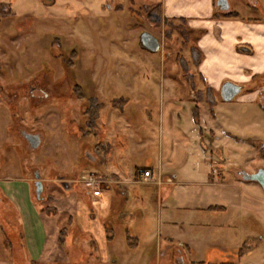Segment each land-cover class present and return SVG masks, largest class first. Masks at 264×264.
Returning <instances> with one entry per match:
<instances>
[{
    "label": "rangeland",
    "instance_id": "1",
    "mask_svg": "<svg viewBox=\"0 0 264 264\" xmlns=\"http://www.w3.org/2000/svg\"><path fill=\"white\" fill-rule=\"evenodd\" d=\"M229 1L234 5L241 0ZM259 1L254 16L264 22V0ZM147 7L144 0H0V116H9L3 119L4 124L9 122L7 131L0 132V182L5 177L23 179L31 168L38 169L43 190L39 204L32 198L37 208L48 207L50 192L61 189L60 182H67L72 190L71 178L57 177L55 184L53 173L67 176L76 169L79 173L73 181L87 174L89 168L81 162L90 159L85 157L90 153L88 144L97 138L110 143L114 159L109 161L122 166L121 170L133 174L135 167H141L156 172L161 163L163 175L174 174L175 183L198 182L188 175L199 171L206 175L220 167L249 174L264 169V157L258 151L264 146V102L258 98L254 105L238 104L244 92L223 102L220 88L224 83L242 86L227 80L234 78L229 75L211 89L217 108L210 113L202 100L209 88L198 75L202 54L196 65L197 57L192 58L190 51L196 47L197 35L181 22L172 25L188 31L186 40L163 21L154 25ZM143 33L157 39L158 52L140 45ZM253 70L241 82L250 80L257 88L263 87L264 68ZM32 82L51 98H32L28 94ZM75 85L82 89V101ZM5 95L7 102L2 101ZM89 99L99 104L93 134L87 132L85 115ZM198 116L200 127L215 124L214 141L207 130L198 138L199 126L194 123ZM100 120L105 121L102 126ZM21 131L39 135V148L31 150ZM91 170L97 173L96 168ZM248 183L262 195L256 218L244 213L218 214L178 226L170 240L165 234L160 238L155 234L142 241L141 256L152 258L145 264H264V195L256 183ZM129 189L132 199L133 187ZM135 190V196L148 193L151 198L156 188L138 186ZM65 219L60 210L56 221L48 220L45 227L56 231ZM125 230L129 237L134 235L127 225ZM24 235L22 221L0 189V248L13 264H32L18 244H23ZM55 238L53 234L48 247ZM63 240V250L52 252L59 259L37 264H94L83 246L89 237L70 231ZM168 252L174 253L171 260Z\"/></svg>",
    "mask_w": 264,
    "mask_h": 264
},
{
    "label": "crops",
    "instance_id": "2",
    "mask_svg": "<svg viewBox=\"0 0 264 264\" xmlns=\"http://www.w3.org/2000/svg\"><path fill=\"white\" fill-rule=\"evenodd\" d=\"M241 1L232 5L227 0L229 9L226 12L219 11L216 0H144V6L159 5L163 19L184 22L189 32L197 35L196 48L202 54L198 75L206 88L214 90L218 80H224V77L230 75L234 78L227 80L242 84L240 93L245 94L237 103L254 105L258 98L264 102V86L257 88L254 82L248 80L244 83L241 79L256 67L264 68V22L254 16L260 9L259 0ZM241 12H249L251 15L243 16ZM228 13H235L236 16H229ZM7 117L9 116H0V125L3 126H0L1 133L7 131L9 122L3 123V119ZM196 118L194 123L199 126L198 138L202 137V130H207L214 141L217 134L215 124L200 127L199 116ZM211 118L213 122L216 121L213 115ZM103 122L105 121L100 120L99 125L102 126ZM108 131L106 130L105 134ZM88 146L90 153L85 155V152L84 155L90 156V159L85 160L86 164L81 162V166L89 168L85 173H93L101 180L98 197L92 196L91 190L83 186L81 177L76 181L72 180V177L79 173L76 169L67 176L53 173L55 184L57 177L71 178L69 180L72 190L67 192L58 188L50 192L48 207L40 205L37 208L32 201L34 198L36 203L34 182L37 176L39 178V170L35 167L31 168L23 179L5 177L0 182L2 195L8 203H12L16 215L22 221L25 239L22 245L18 244L22 251H26V256L32 264L59 259L52 252H55L56 248L63 250L65 240L64 244L58 242L62 229H66L67 233L71 231L82 237H89L90 241L84 242L83 246L93 257L94 264H145L152 261V258L148 255L141 256L140 250L144 248L142 241L153 238L155 234L159 238L165 234L170 240L173 229L178 226H188L195 219H211L218 214L224 216L234 213L241 216L244 213L256 218L257 204L262 195L234 172L240 169L227 171L220 167L216 172L209 171L206 175L199 171L197 175H188L198 178V182L175 183L174 174L169 178L163 175L161 163L156 172L135 167V172L128 174L127 171L121 170L122 166L109 161L111 157L114 159L109 142L99 141L97 138L94 144L90 143ZM120 148L123 149V145ZM212 150L217 149L212 147ZM81 152L78 155H81ZM92 168H96L97 173L92 171ZM145 170H149L152 175V182L149 184L140 181V174ZM157 178L161 179L159 184L156 183ZM42 180L45 183L43 178ZM138 186L155 187V195L151 198L147 196L148 193L143 194V197L135 196ZM129 187H133L132 199L127 194ZM37 203L39 204L38 201ZM60 210L66 214L64 225L56 231L47 230L45 223H48V220L56 221ZM126 225L134 234L131 237L125 230ZM53 234L56 238L48 247ZM69 242L68 240L67 244ZM169 249V245H166V250ZM172 254L174 253L166 254L170 260ZM177 254L184 255L181 251ZM0 264H13L11 258L4 256L1 248Z\"/></svg>",
    "mask_w": 264,
    "mask_h": 264
},
{
    "label": "water",
    "instance_id": "3",
    "mask_svg": "<svg viewBox=\"0 0 264 264\" xmlns=\"http://www.w3.org/2000/svg\"><path fill=\"white\" fill-rule=\"evenodd\" d=\"M216 7L221 12H226L229 9L227 0H216ZM139 42L143 48L150 52L155 53L159 50L157 39L150 34H141L139 37ZM241 90L242 88L240 86L231 83H224L220 88V98L223 102H230L241 92ZM24 139L31 150L38 149L41 144V138L39 135L25 134ZM237 174L240 176L241 180L245 182L256 183L264 194V169H258L255 173L251 174L244 171H239ZM36 180H38V176L36 177ZM59 184L64 191L70 190L69 184L67 182L62 181ZM42 190V183L40 181H36L35 194L38 200L41 199Z\"/></svg>",
    "mask_w": 264,
    "mask_h": 264
},
{
    "label": "trees",
    "instance_id": "4",
    "mask_svg": "<svg viewBox=\"0 0 264 264\" xmlns=\"http://www.w3.org/2000/svg\"><path fill=\"white\" fill-rule=\"evenodd\" d=\"M146 14L147 16L150 18V21L154 24V25H158L161 23V21H163V23L167 26L170 27V29H173L174 31H176L178 33V35H180L182 38H184L186 40V34L188 33V31L183 30L180 27H173L172 22L174 21H169V20H165L162 18L161 16V8L159 5L157 6H148L147 8H145ZM229 16H236L235 13H228ZM176 22H180V21H176ZM184 23V22H181ZM170 32H167V36H169ZM191 55L192 58L197 57L196 59V65L199 64V60L201 57V53L198 51V49L196 47H192L191 48ZM200 97V96H199ZM205 104L208 105V107L210 108V113H212V109L215 107L216 105V100L213 96V92L211 89H207L206 90V96L204 97V99H202ZM98 114H99V104L97 103L96 99H91L87 102V106H86V111H85V115L88 117L87 122L89 124V127L94 128V125L96 123V121L98 120ZM213 115V114H212ZM259 154L261 156L264 157V146H261L259 148ZM66 229H62L59 232L58 235V242L60 244H63V238L66 236Z\"/></svg>",
    "mask_w": 264,
    "mask_h": 264
},
{
    "label": "flooded vegetation",
    "instance_id": "5",
    "mask_svg": "<svg viewBox=\"0 0 264 264\" xmlns=\"http://www.w3.org/2000/svg\"><path fill=\"white\" fill-rule=\"evenodd\" d=\"M74 90H75V93L79 95V100L82 101V100H83V94H82V92H81L82 89H81L80 87H78L77 85H75V86H74ZM0 92H2V91H0ZM28 94H29L32 98L38 97V98H40V99H44V100H49V99L51 98L50 93L47 92V90H44L43 87L40 86L37 82H32L31 84H29V87H28ZM36 94H37V96H36ZM13 97H14V94H13ZM42 97H43V98H42ZM7 100H9V99H8V96H7V95L3 96L2 101H3V102H7ZM89 100H91V99H89ZM89 100H88V101H89ZM12 101H14V98L11 100V102H12ZM87 127H88V128H87V129H88L87 132H88L89 134H93V131H92V130H93L94 128L89 127L88 122H87ZM80 131H81V130H79V133H81ZM88 133H87V134H88ZM25 134H26L25 132L21 131V135L23 136V138H24V135H25ZM36 181H39V180H36ZM36 181L34 182V192H35V183H36ZM35 199H36L37 201H40V200L37 199L36 194H35ZM177 260L180 261V258L178 257Z\"/></svg>",
    "mask_w": 264,
    "mask_h": 264
},
{
    "label": "built area",
    "instance_id": "6",
    "mask_svg": "<svg viewBox=\"0 0 264 264\" xmlns=\"http://www.w3.org/2000/svg\"><path fill=\"white\" fill-rule=\"evenodd\" d=\"M141 183L149 184L152 182V175L149 170H145L141 172ZM80 181L86 188L91 190V194L94 197H98L100 195V186L102 184L101 180L93 173H87L86 175L81 176ZM161 181L160 178H157L156 183L159 184Z\"/></svg>",
    "mask_w": 264,
    "mask_h": 264
}]
</instances>
